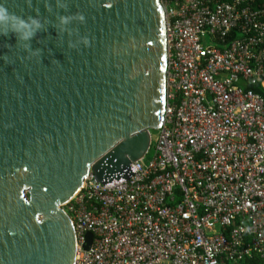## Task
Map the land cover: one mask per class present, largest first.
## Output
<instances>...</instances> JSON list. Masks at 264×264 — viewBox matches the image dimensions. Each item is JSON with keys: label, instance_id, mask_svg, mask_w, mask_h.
I'll use <instances>...</instances> for the list:
<instances>
[{"label": "water", "instance_id": "95a60500", "mask_svg": "<svg viewBox=\"0 0 264 264\" xmlns=\"http://www.w3.org/2000/svg\"><path fill=\"white\" fill-rule=\"evenodd\" d=\"M166 66L160 0H0V264H75L62 206L136 173Z\"/></svg>", "mask_w": 264, "mask_h": 264}, {"label": "built area", "instance_id": "2783aa9c", "mask_svg": "<svg viewBox=\"0 0 264 264\" xmlns=\"http://www.w3.org/2000/svg\"><path fill=\"white\" fill-rule=\"evenodd\" d=\"M160 3L166 102L154 155L113 184L91 171L63 204L75 264L264 260V98L247 89L264 87V0Z\"/></svg>", "mask_w": 264, "mask_h": 264}, {"label": "trees", "instance_id": "16d2710c", "mask_svg": "<svg viewBox=\"0 0 264 264\" xmlns=\"http://www.w3.org/2000/svg\"><path fill=\"white\" fill-rule=\"evenodd\" d=\"M234 34L236 33L234 32ZM247 89L260 94L264 98V87L261 84L249 85ZM240 264H264V260L261 259L258 255H254L252 258H248Z\"/></svg>", "mask_w": 264, "mask_h": 264}, {"label": "rangeland", "instance_id": "374dc122", "mask_svg": "<svg viewBox=\"0 0 264 264\" xmlns=\"http://www.w3.org/2000/svg\"><path fill=\"white\" fill-rule=\"evenodd\" d=\"M151 135H152V146L151 149L148 151V153L145 156V161L148 162L153 158L154 155V140L157 135V130H151Z\"/></svg>", "mask_w": 264, "mask_h": 264}]
</instances>
